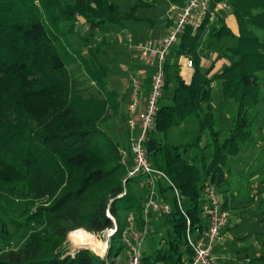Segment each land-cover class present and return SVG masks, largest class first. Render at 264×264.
<instances>
[{
	"label": "trees",
	"instance_id": "trees-1",
	"mask_svg": "<svg viewBox=\"0 0 264 264\" xmlns=\"http://www.w3.org/2000/svg\"><path fill=\"white\" fill-rule=\"evenodd\" d=\"M208 1L200 27L186 26L166 55L164 103L159 101L144 143L152 166L165 172L178 190L184 214L171 186L159 180L158 198L171 206L162 215L168 228L166 236L143 244L141 264H184L192 257L186 230L194 233L206 226L202 188L225 183L227 161L252 138L248 111L264 97V37L258 34L264 32V0ZM148 2L152 4L133 0L123 7L114 0H0V209L7 217L1 220L0 238L12 239L8 224L24 234L16 249L0 248V264H111L110 257L125 255L120 231L126 216H133L136 229L145 228V197L134 189L139 182L146 191L142 177L128 179L126 193L118 197L129 160L121 163L119 151L125 148L113 132L126 139L128 132L110 126L111 118L120 115L122 123L126 117L120 113L121 94L109 87L108 67L100 56L109 41L103 32L140 19L139 10ZM165 2L167 9L187 0ZM220 3L234 17L236 32L217 9ZM76 22L88 35L74 30ZM94 30L101 41L92 39ZM187 58L194 68L189 82L179 74V59L187 67ZM204 58L210 62L203 68ZM220 59L225 62L213 70ZM214 86L223 99L237 103L223 139L212 111ZM190 121L196 129H181ZM180 130L181 136L192 133V139L180 144L166 139ZM205 147L212 152L205 153ZM11 199L22 206L16 215L15 207L8 209ZM106 209L118 230L104 257L86 248L73 254L62 249L74 229L98 235L111 228Z\"/></svg>",
	"mask_w": 264,
	"mask_h": 264
},
{
	"label": "rangeland",
	"instance_id": "rangeland-1",
	"mask_svg": "<svg viewBox=\"0 0 264 264\" xmlns=\"http://www.w3.org/2000/svg\"><path fill=\"white\" fill-rule=\"evenodd\" d=\"M147 1L152 2V4L148 2V4L144 5L139 10L138 15L140 19L127 21L126 28L122 29L113 26L110 28L109 32H103L109 41L107 40L108 46L104 48V52L100 57L102 62L108 67L109 87L117 89L120 94L123 92L125 82L129 79L133 69L137 65L146 68L136 57V52L132 49V46L141 43L139 41L142 38V41H145L148 38L154 37L161 25L165 24V19L168 16L165 0ZM114 2L125 7L129 3H132L133 0H114ZM82 21L83 20L79 18V23ZM65 25L69 24L67 23ZM73 28L78 31L79 35H88L89 31L87 30V32L82 33L84 28L80 27L77 22L73 24ZM96 31H93L91 37L93 40L97 38L98 41H101V36H96ZM258 34L264 37V32H258ZM76 39H79V37ZM227 40L229 44H233V40ZM204 60H206V58H204ZM202 67L204 68L205 66ZM146 69L149 70V68ZM168 95H170V92ZM160 102L164 103V100L162 99ZM211 105L214 118L222 130L219 139H223V131L230 129L233 125L232 118L236 114L237 103L233 99H223L218 87L214 86L211 92ZM121 118L120 115H117L109 120L113 130L124 129L122 126L125 121H122V123L119 122ZM247 118L250 120L249 128L252 132V138L245 142L243 150L238 155L231 157L227 161V183H223L220 187L218 186L215 188L216 191L224 197L226 196L224 188L230 186V193L233 195V215L232 219H230L231 223L228 224L229 226L226 229V232L232 236L233 239L229 240L226 238L224 241V243L229 244V250L227 249L223 253L220 252L219 248L218 251L216 250L218 257L221 259H224L227 253L233 257L230 264H264V97L248 111ZM185 125L186 126L181 129H187L189 131L196 129V124L194 122L190 121V123H186ZM179 132L182 131L171 132L166 136V139L168 138L170 142L175 144H180L185 140L192 139V133L186 136L182 133L181 136ZM113 135L117 143L128 150V140L118 135L117 130L113 132ZM203 151L209 154L212 152V149L205 147ZM134 189L137 193L145 197L146 191L141 187L139 182H137ZM227 193H229V191ZM13 200L14 199H11L13 204H8V209L12 210L13 207H15L16 210H13V212L14 215H16L20 212L22 206L18 204L20 201ZM6 218V215L0 209V228L1 220H6ZM145 228L148 234L144 238V245L147 244L150 239H154L156 242L160 237L166 236L168 224L164 221L163 216L151 213L146 218ZM7 230L13 237L10 241H4L0 238V248H5L6 250L16 249L24 241L23 229H15L14 226L8 224ZM94 236L98 240L106 243L104 253L102 255L98 254L104 257L109 247L110 237H108L106 230ZM118 246V242L115 241L113 248L116 249ZM81 248L85 247L73 245L68 237H66L62 249L69 254H73L77 249ZM108 261L111 264H127V259L123 252L120 253L118 258L115 259L112 256Z\"/></svg>",
	"mask_w": 264,
	"mask_h": 264
},
{
	"label": "built area",
	"instance_id": "built-area-1",
	"mask_svg": "<svg viewBox=\"0 0 264 264\" xmlns=\"http://www.w3.org/2000/svg\"><path fill=\"white\" fill-rule=\"evenodd\" d=\"M208 0H187L182 6H172L169 9V17L174 19L173 24L166 33L148 38L145 41L132 46L139 61L150 70L149 84L146 95L142 93V80L139 74L131 75L128 88L131 101L126 106L127 115L125 125L127 129L128 151L120 149L121 163L126 164L128 154H131V163L122 179L123 191L118 195L122 197L126 193L128 179L142 177L146 188V196L143 204L145 218L151 213L159 216L168 214L171 210L169 203L161 202L158 198L156 183L161 180L171 186L173 195L180 211L184 214L181 198L170 177L152 166L148 160L147 150L144 145L149 132L152 130L159 101L163 94L165 82L164 62L171 46L177 41L179 34L186 26L191 25L193 30L200 27L204 15L208 11ZM214 13H211V19ZM192 60L187 58L186 66L192 67ZM201 213L206 219V226L194 233L186 230V242L191 250L192 257L184 264H214L212 251L221 240V229L229 219V213L222 207L219 194L211 183H205L202 188ZM107 216L112 220L113 226L106 229L108 237L117 233L118 227L106 209ZM189 225L188 219H186ZM146 234V228H135V220L131 214L125 218V226L120 231V239L125 245V257L127 264H141L142 246Z\"/></svg>",
	"mask_w": 264,
	"mask_h": 264
},
{
	"label": "crops",
	"instance_id": "crops-1",
	"mask_svg": "<svg viewBox=\"0 0 264 264\" xmlns=\"http://www.w3.org/2000/svg\"><path fill=\"white\" fill-rule=\"evenodd\" d=\"M172 6H178V5H174V4H169V6L167 7L166 9V12L168 13V16L167 18L171 21V22H167L165 21V24L161 25V27L159 28V31L156 33L155 36L157 35H161V34H164L166 33L167 29L170 28L173 24V20L172 18L169 17V9L172 7ZM182 6V5H181ZM217 9H220L221 11L224 12V16H225V22L227 23V25L231 28V30L233 32H236V24H235V20H234V17L229 13V11L227 10L226 6L224 3H220L217 5ZM123 29V28H122ZM124 31V30H123ZM154 36V37H155ZM143 39V38H142ZM142 39H140L139 42H143ZM110 42L112 43V41L110 40ZM137 57V55H136ZM138 58V57H137ZM215 58V54L211 55V59H214ZM210 62V60L206 59H202L201 60V66H206L208 63ZM225 62L224 59H220V60H217L215 61L214 63V68L213 70L217 71L218 68H220V66ZM179 63H180V70H179V74L181 75V77L183 78V80L185 82H189L190 81V78H191V75L194 71V68H187L183 65V60L182 59H179ZM182 64V65H181ZM214 71V72H215ZM135 74H139L140 77H141V80H143V84H142V93L143 95H146V92H147V89H148V84H149V75H150V70H147L146 68H144L143 66L141 65H137L131 75H135ZM130 75V76H131ZM130 78V77H129ZM128 83H129V79L125 82V86H124V90L123 92H121V97H122V108H121V111L120 113L126 117L127 115V111H126V106L128 105V103L131 101V94H130V91H129V88H128ZM126 129V126H125V122H124V125L122 126ZM128 160H129V164L131 163V154H128ZM226 181L225 183H227V174H226ZM230 186L224 188L225 191H226V196L222 197L221 194H219V197H220V200L223 204V202H226V210L228 211L229 213V219L227 221V224L221 229L222 230V233H221V240L220 242L214 247L213 251H212V255L214 257V264H230V261L232 260L233 257H231L228 253H227V256H225L224 259H221L220 257H218V253H216V250L218 251L220 249V252H224L226 251L227 249L229 250V244L227 243H224L225 239H229V240H232V236H230L227 232H226V229L228 228V224L231 223V220L232 219V204H233V195L230 193ZM229 191V193H227ZM224 208V209H225ZM243 235H246V234H243ZM219 248V249H218ZM119 255H116V256H113L115 259L118 258ZM248 259V258H246Z\"/></svg>",
	"mask_w": 264,
	"mask_h": 264
},
{
	"label": "bare ground",
	"instance_id": "bare-ground-1",
	"mask_svg": "<svg viewBox=\"0 0 264 264\" xmlns=\"http://www.w3.org/2000/svg\"><path fill=\"white\" fill-rule=\"evenodd\" d=\"M79 230L82 229L72 230L68 233L69 241L75 246H83L92 250V252L102 255L105 251L106 243L98 240L93 234L83 230L79 235L69 236L70 233L78 232ZM81 236H83V240H81Z\"/></svg>",
	"mask_w": 264,
	"mask_h": 264
},
{
	"label": "clouds",
	"instance_id": "clouds-1",
	"mask_svg": "<svg viewBox=\"0 0 264 264\" xmlns=\"http://www.w3.org/2000/svg\"><path fill=\"white\" fill-rule=\"evenodd\" d=\"M82 231L83 230H79L78 232L70 233L69 236L72 237V236H74V234H79ZM81 240H83V236H81Z\"/></svg>",
	"mask_w": 264,
	"mask_h": 264
},
{
	"label": "snow or ice",
	"instance_id": "snow-or-ice-1",
	"mask_svg": "<svg viewBox=\"0 0 264 264\" xmlns=\"http://www.w3.org/2000/svg\"><path fill=\"white\" fill-rule=\"evenodd\" d=\"M75 235H79V234H74V236H75Z\"/></svg>",
	"mask_w": 264,
	"mask_h": 264
}]
</instances>
